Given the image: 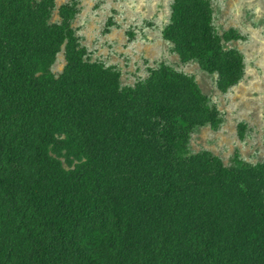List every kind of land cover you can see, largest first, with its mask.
Here are the masks:
<instances>
[{
    "label": "trees",
    "instance_id": "16d2710c",
    "mask_svg": "<svg viewBox=\"0 0 264 264\" xmlns=\"http://www.w3.org/2000/svg\"><path fill=\"white\" fill-rule=\"evenodd\" d=\"M55 7L0 0V264H264V160L191 154L224 121L194 76L161 62L122 85L81 44L78 0ZM162 36L223 93L245 76L211 0H173Z\"/></svg>",
    "mask_w": 264,
    "mask_h": 264
},
{
    "label": "rangeland",
    "instance_id": "374dc122",
    "mask_svg": "<svg viewBox=\"0 0 264 264\" xmlns=\"http://www.w3.org/2000/svg\"><path fill=\"white\" fill-rule=\"evenodd\" d=\"M69 0H56L52 22H59V7ZM80 12L73 21L80 42L91 60L115 66L122 85L145 79L150 68L161 62L194 76L211 104L223 116L217 130L196 126L189 143L191 154L209 150L226 165L238 154L246 161L264 160V0H211L214 25L219 34L235 28L246 39L226 42L245 56L246 73L240 83L223 93L217 87V74H211L197 61L182 62L171 42L162 36L169 22L173 0H78ZM111 20L110 25L108 21ZM65 65L64 50L53 71ZM245 123L244 138L239 124Z\"/></svg>",
    "mask_w": 264,
    "mask_h": 264
}]
</instances>
